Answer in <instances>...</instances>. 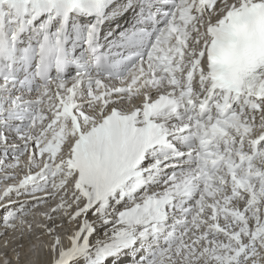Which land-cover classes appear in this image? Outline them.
Masks as SVG:
<instances>
[{
  "label": "snow or ice",
  "instance_id": "6c2138e0",
  "mask_svg": "<svg viewBox=\"0 0 264 264\" xmlns=\"http://www.w3.org/2000/svg\"><path fill=\"white\" fill-rule=\"evenodd\" d=\"M0 149L51 264H264V0H0Z\"/></svg>",
  "mask_w": 264,
  "mask_h": 264
},
{
  "label": "bare ground",
  "instance_id": "6f19581e",
  "mask_svg": "<svg viewBox=\"0 0 264 264\" xmlns=\"http://www.w3.org/2000/svg\"><path fill=\"white\" fill-rule=\"evenodd\" d=\"M13 139H15L13 137ZM11 142V141H10ZM0 158H4L2 149H0ZM6 163H12L14 161V154L11 150L8 151V155L5 158ZM39 159V158H38ZM23 170V168H18ZM15 169H8V171H13ZM32 170L37 171L36 168ZM24 173V170H23ZM20 174H15L12 178L18 180ZM4 179L3 175H0V183L7 181ZM6 186V184H4ZM0 192H3L2 186L0 185ZM45 192L51 193V196H45ZM45 192L33 193L29 188L27 192L22 190V194L16 197V201L7 205V207H2L0 210V264H43L44 260L52 259L50 255H53L48 250V246L52 242V237L47 234L43 229L35 227V225L40 223H49L48 226L53 223L55 226V234L60 236L62 240L66 236V228L70 229L76 222L68 221L67 218H62L61 213L52 214L50 210L55 207L58 202V196L55 193V189L51 187V184L45 189ZM44 197L43 199H37V197ZM63 195V193H60ZM0 204H7V201H2ZM11 209L15 211H21L16 216V219L12 223L16 224L15 229L8 228L5 224L3 217L6 214V211ZM44 213H50L53 215V221L48 222L47 218L43 215ZM20 218L19 215H22ZM89 220H95L92 212L87 214ZM23 220L25 223L20 224V221ZM28 224L33 225L31 233L28 232ZM61 225L59 228L56 226ZM112 225H103L98 226L96 233L90 238L94 243L97 239H103L104 233ZM23 236L21 238V233ZM8 241V244L5 245V241ZM19 245V246H18ZM127 261V258H126Z\"/></svg>",
  "mask_w": 264,
  "mask_h": 264
},
{
  "label": "rangeland",
  "instance_id": "374dc122",
  "mask_svg": "<svg viewBox=\"0 0 264 264\" xmlns=\"http://www.w3.org/2000/svg\"><path fill=\"white\" fill-rule=\"evenodd\" d=\"M61 225L56 226V228H59Z\"/></svg>",
  "mask_w": 264,
  "mask_h": 264
}]
</instances>
